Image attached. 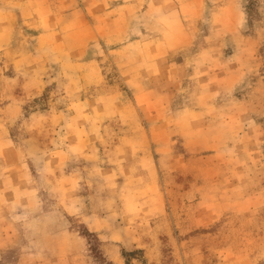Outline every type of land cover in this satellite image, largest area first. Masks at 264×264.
<instances>
[{
    "label": "rangeland",
    "instance_id": "rangeland-1",
    "mask_svg": "<svg viewBox=\"0 0 264 264\" xmlns=\"http://www.w3.org/2000/svg\"><path fill=\"white\" fill-rule=\"evenodd\" d=\"M262 262L264 0H0V264Z\"/></svg>",
    "mask_w": 264,
    "mask_h": 264
},
{
    "label": "crops",
    "instance_id": "crops-1",
    "mask_svg": "<svg viewBox=\"0 0 264 264\" xmlns=\"http://www.w3.org/2000/svg\"><path fill=\"white\" fill-rule=\"evenodd\" d=\"M135 41L136 40H134V42ZM149 85L152 87H147L146 90L148 91L146 92H148V94H151L154 91L161 90L158 88L162 87V86L161 87L159 86V87L154 88L153 86L155 85H152V84H149ZM168 96H164V97L161 96L162 98L159 100L163 101V103L165 104H168V102H170L172 98L171 93H170V96L169 97ZM219 150L220 151L217 154L218 161L215 163V166H214V168L218 171V178L214 181V185L216 186V193H217L216 194L217 197L215 198V200L219 202L220 206H224L226 203L231 201L232 198L234 200L233 193H235L236 190L235 189L233 190V188L234 187L236 188L238 186V190L241 191L242 184H245L246 181L251 179L250 178L251 176H248L246 173L245 163L243 165L241 164L238 165L236 161H229V159L231 160V157L228 152L229 149H227L228 151L226 150V148L223 149L224 151H222V149H219ZM251 196H252V193L251 194L246 193V195H244V198L241 200L249 201ZM235 199L237 200V198ZM251 211H252L251 209H246L245 213L249 214L251 213ZM262 264H264V262H262Z\"/></svg>",
    "mask_w": 264,
    "mask_h": 264
}]
</instances>
